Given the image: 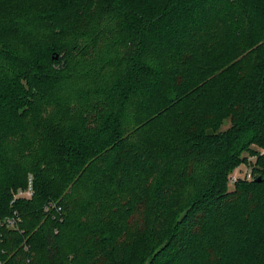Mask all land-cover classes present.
Returning <instances> with one entry per match:
<instances>
[{
  "label": "trees",
  "instance_id": "1",
  "mask_svg": "<svg viewBox=\"0 0 264 264\" xmlns=\"http://www.w3.org/2000/svg\"><path fill=\"white\" fill-rule=\"evenodd\" d=\"M0 264H264V0H0Z\"/></svg>",
  "mask_w": 264,
  "mask_h": 264
},
{
  "label": "built area",
  "instance_id": "2",
  "mask_svg": "<svg viewBox=\"0 0 264 264\" xmlns=\"http://www.w3.org/2000/svg\"><path fill=\"white\" fill-rule=\"evenodd\" d=\"M253 178V171H252V167H248L247 168V165H246V169L244 172H240L237 173L236 170L233 171L232 173H230L229 175V182L230 183H234L236 182L237 180L239 179H246V180H250ZM29 183L31 184V180L29 179ZM18 195H25V196H30L31 195V187L29 185V187L26 189V190H22V189H17V192H16ZM14 219H10L9 220V224L10 225H13L14 224Z\"/></svg>",
  "mask_w": 264,
  "mask_h": 264
},
{
  "label": "rangeland",
  "instance_id": "3",
  "mask_svg": "<svg viewBox=\"0 0 264 264\" xmlns=\"http://www.w3.org/2000/svg\"><path fill=\"white\" fill-rule=\"evenodd\" d=\"M228 124H229V123H228V120H226V121L224 122L222 128H226V127L228 126ZM253 157H254V156H253L252 154H251V155H248L246 162H243V163L239 164L237 167H235V168L231 171V173H232L233 171L236 170V172L240 174V172H244V171H245V169H246V165H247V168H248V167H251L250 164H249V162H250V160H251ZM230 185H231V183H230Z\"/></svg>",
  "mask_w": 264,
  "mask_h": 264
},
{
  "label": "water",
  "instance_id": "4",
  "mask_svg": "<svg viewBox=\"0 0 264 264\" xmlns=\"http://www.w3.org/2000/svg\"><path fill=\"white\" fill-rule=\"evenodd\" d=\"M256 181H260V178L256 179Z\"/></svg>",
  "mask_w": 264,
  "mask_h": 264
}]
</instances>
